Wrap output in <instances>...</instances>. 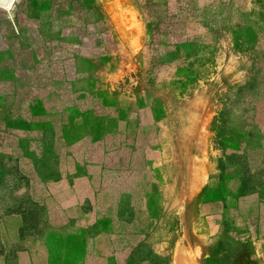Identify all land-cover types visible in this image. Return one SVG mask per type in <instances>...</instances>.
Listing matches in <instances>:
<instances>
[{
    "label": "rangeland",
    "instance_id": "1",
    "mask_svg": "<svg viewBox=\"0 0 264 264\" xmlns=\"http://www.w3.org/2000/svg\"><path fill=\"white\" fill-rule=\"evenodd\" d=\"M116 11L137 43L105 50ZM252 192L264 0L0 3V264H243L228 208Z\"/></svg>",
    "mask_w": 264,
    "mask_h": 264
},
{
    "label": "crops",
    "instance_id": "2",
    "mask_svg": "<svg viewBox=\"0 0 264 264\" xmlns=\"http://www.w3.org/2000/svg\"><path fill=\"white\" fill-rule=\"evenodd\" d=\"M53 13V14H52ZM126 13L134 14L136 15V12H122V11H116L115 13L109 14V16L105 17L112 18L115 17L119 19V24L114 25V28L118 32L116 34L117 37V43L118 46L113 47L110 45H107L105 43V36L104 33L102 34H92L94 35V38L96 40V43H103V47L105 50H113L117 51L119 50V47H122L121 45L124 44L122 42H125L127 37H129V42L132 44L134 43L136 45L137 39H138V18L135 17L133 21L130 19L129 23L124 21L122 19V15H126ZM26 15V14H25ZM41 13H34L33 16L38 19V24L40 25V28L42 26L41 23ZM59 19H64V22H61L62 24L69 23L72 24V20L74 19V13L73 12H67L66 15H64L62 12L60 14H57L56 11L52 12L50 11L49 15V25L50 27L58 26V16ZM96 14L91 13L89 15L90 19H96ZM108 15V14H107ZM34 18V19H35ZM85 18V17H84ZM91 23H94L92 21ZM36 24V22H35ZM17 24L15 22V16H13L11 13L9 14V20H8V28L13 29V35L19 36L20 39L22 36V33L19 32V29L16 27ZM128 27V35H127V28ZM62 28L67 29V27L63 26ZM67 32L63 33L66 34ZM143 36V35H142ZM122 43V44H121ZM99 44V45H100ZM105 44L107 46H105ZM102 46L96 47L103 48ZM28 49V47H27ZM125 50H130V52L137 51V46H127L125 44L124 46ZM237 203L233 206H231V215L233 216V228H235L239 232V236L236 238V240L246 249L249 251L248 255L244 257L243 264H264V203L261 200V194L258 192H252L245 195H242L240 198H238ZM221 224L216 222L213 226L218 227ZM213 231H210L212 233ZM214 241V237H211L210 242ZM212 248V247H211Z\"/></svg>",
    "mask_w": 264,
    "mask_h": 264
},
{
    "label": "water",
    "instance_id": "3",
    "mask_svg": "<svg viewBox=\"0 0 264 264\" xmlns=\"http://www.w3.org/2000/svg\"><path fill=\"white\" fill-rule=\"evenodd\" d=\"M8 0H0V3L6 4Z\"/></svg>",
    "mask_w": 264,
    "mask_h": 264
},
{
    "label": "bare ground",
    "instance_id": "4",
    "mask_svg": "<svg viewBox=\"0 0 264 264\" xmlns=\"http://www.w3.org/2000/svg\"><path fill=\"white\" fill-rule=\"evenodd\" d=\"M185 138V137H184ZM176 176V175H175ZM186 180V179H185Z\"/></svg>",
    "mask_w": 264,
    "mask_h": 264
}]
</instances>
